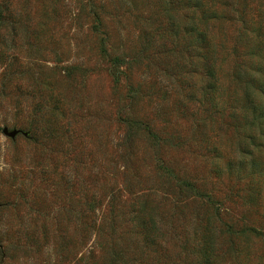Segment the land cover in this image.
Wrapping results in <instances>:
<instances>
[{"label": "rangeland", "instance_id": "1", "mask_svg": "<svg viewBox=\"0 0 264 264\" xmlns=\"http://www.w3.org/2000/svg\"><path fill=\"white\" fill-rule=\"evenodd\" d=\"M0 264H264V0H0Z\"/></svg>", "mask_w": 264, "mask_h": 264}, {"label": "water", "instance_id": "2", "mask_svg": "<svg viewBox=\"0 0 264 264\" xmlns=\"http://www.w3.org/2000/svg\"><path fill=\"white\" fill-rule=\"evenodd\" d=\"M3 132L6 135H8V136H10L12 138H15L19 133H22L25 136H28V134H29L27 131H22V130H19V129H12V130H10L8 127H4L3 128Z\"/></svg>", "mask_w": 264, "mask_h": 264}]
</instances>
